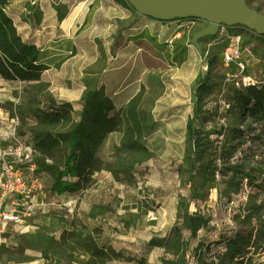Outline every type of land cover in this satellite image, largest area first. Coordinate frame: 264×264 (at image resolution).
<instances>
[{"label": "rangeland", "instance_id": "1", "mask_svg": "<svg viewBox=\"0 0 264 264\" xmlns=\"http://www.w3.org/2000/svg\"><path fill=\"white\" fill-rule=\"evenodd\" d=\"M0 2L47 67L39 82L0 77V165L38 185L16 206L29 216L2 225L0 264H219L231 243L238 256L225 264H264V36L221 26L199 54L190 43L206 26L199 19H138L126 0H97L90 22L95 0ZM246 3L264 15V0ZM228 37L242 70L222 61ZM97 95L120 125L91 142L84 130ZM63 105L67 120L40 123ZM78 124L75 147L37 148L41 135ZM72 149L82 172L59 193Z\"/></svg>", "mask_w": 264, "mask_h": 264}, {"label": "trees", "instance_id": "2", "mask_svg": "<svg viewBox=\"0 0 264 264\" xmlns=\"http://www.w3.org/2000/svg\"><path fill=\"white\" fill-rule=\"evenodd\" d=\"M3 2H0V77L6 81H19V82H39L44 71L47 67L41 63L39 55V49L33 43L23 42L21 37L17 34L15 27L11 19L4 13L1 8ZM90 110L88 116L90 119L89 126L84 130L87 132L92 142L93 138L95 142L100 141L106 134L115 132L120 125V119L117 115H109L113 110L110 102L99 95L94 96L90 102ZM68 105H63L58 109L51 108L50 111L42 113L40 117V123L43 125H57L62 121L68 119L66 111ZM82 135L81 125H76L73 130L65 134H43L37 140V148L44 152L46 149H52L59 144L70 142L72 147L79 144L78 138ZM82 164L77 159V156L72 149L68 158L66 159L63 169L58 171L54 189L59 193L66 191H72L73 186L71 179L77 178L81 175ZM68 179V180H67ZM183 224L191 232H195L199 229L197 220L189 216L183 217ZM237 247L234 243L226 245L225 250H230V255H222V260L219 264H225V256H228V261H235L238 256ZM104 254L108 258H112L115 252L112 249L97 250L92 249L91 255ZM142 263V261H139ZM166 263V262H164Z\"/></svg>", "mask_w": 264, "mask_h": 264}, {"label": "water", "instance_id": "3", "mask_svg": "<svg viewBox=\"0 0 264 264\" xmlns=\"http://www.w3.org/2000/svg\"><path fill=\"white\" fill-rule=\"evenodd\" d=\"M137 18L156 21L199 19L206 26L192 35L191 45L201 53L199 41L215 36L221 26H241L264 36V15L248 7L246 0H126Z\"/></svg>", "mask_w": 264, "mask_h": 264}, {"label": "built area", "instance_id": "4", "mask_svg": "<svg viewBox=\"0 0 264 264\" xmlns=\"http://www.w3.org/2000/svg\"><path fill=\"white\" fill-rule=\"evenodd\" d=\"M223 28L220 29V31ZM229 43L222 53V61L225 65H235L242 70L240 63V45L236 38L228 37ZM37 181L29 179L22 171L12 165H0V230L7 222H14L21 217H27L30 213H18L16 206L26 204V202L37 191ZM8 197L15 200L10 204V211L1 210L2 204Z\"/></svg>", "mask_w": 264, "mask_h": 264}, {"label": "bare ground", "instance_id": "5", "mask_svg": "<svg viewBox=\"0 0 264 264\" xmlns=\"http://www.w3.org/2000/svg\"><path fill=\"white\" fill-rule=\"evenodd\" d=\"M94 4H95V6H94V9L92 10V13L90 15L89 22L92 20L93 14L96 13L97 11H99L101 8L99 3L97 2V0H95Z\"/></svg>", "mask_w": 264, "mask_h": 264}, {"label": "crops", "instance_id": "6", "mask_svg": "<svg viewBox=\"0 0 264 264\" xmlns=\"http://www.w3.org/2000/svg\"><path fill=\"white\" fill-rule=\"evenodd\" d=\"M40 60H42V59H40ZM42 62V61H41ZM12 197H8L7 199H6V201L4 202V205L5 206H7L8 207V205H9V200L11 199ZM10 206V205H9Z\"/></svg>", "mask_w": 264, "mask_h": 264}]
</instances>
